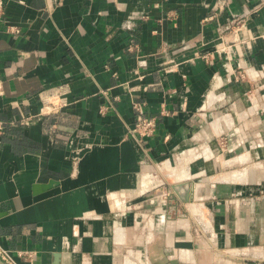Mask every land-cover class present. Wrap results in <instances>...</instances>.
Here are the masks:
<instances>
[{
    "label": "crops",
    "instance_id": "1",
    "mask_svg": "<svg viewBox=\"0 0 264 264\" xmlns=\"http://www.w3.org/2000/svg\"><path fill=\"white\" fill-rule=\"evenodd\" d=\"M263 75L264 0H6L0 249L16 264H264V115L234 93ZM64 84L68 105L44 113L41 92ZM134 100L158 122L144 145Z\"/></svg>",
    "mask_w": 264,
    "mask_h": 264
},
{
    "label": "built area",
    "instance_id": "2",
    "mask_svg": "<svg viewBox=\"0 0 264 264\" xmlns=\"http://www.w3.org/2000/svg\"><path fill=\"white\" fill-rule=\"evenodd\" d=\"M6 0H0V20L4 15ZM12 31H19L18 28H10ZM70 92L66 84L58 85L51 88L44 89L40 98L43 102V112L51 113L59 110L61 107L68 105V93ZM1 95V85H0ZM132 108L135 112V121L132 127L129 128L130 135L141 145H144L147 138L153 136L157 129V118L148 114L146 109V103L140 100H134L132 102ZM107 107H102L101 111L105 112ZM166 113V111H162ZM12 122H7L0 119V134L3 133L7 126ZM0 257L7 264H16L12 257L4 250L0 249Z\"/></svg>",
    "mask_w": 264,
    "mask_h": 264
},
{
    "label": "rangeland",
    "instance_id": "3",
    "mask_svg": "<svg viewBox=\"0 0 264 264\" xmlns=\"http://www.w3.org/2000/svg\"><path fill=\"white\" fill-rule=\"evenodd\" d=\"M262 77H263V80H262L261 84H259L258 86L254 85V83H250V87L248 89H246V90H235L234 93H236V94L238 93L239 97H241L242 99L247 101V103H246L247 106H245L244 110H248L251 112V109L255 110V109H258L260 107L261 111L259 110L260 108L258 110L261 112L262 115H264V75ZM240 78H242V80L249 79V76L247 75V71L246 72L242 71V73L240 74ZM236 97H237V95H236ZM244 110L242 112H244ZM220 146L226 147L228 145L225 142V140H223L222 143H220ZM238 156H240V155L239 154H233L232 156H230V159L231 158L234 159ZM249 163H251L252 166H254L253 161L249 162ZM249 163L246 161H242V164H243L242 167L247 166ZM262 164H263L262 169H264V161ZM247 168H242V170L240 169L238 171H241V172L244 171L245 172ZM231 170H232L231 168L229 169V171H227L226 169H221L218 172L214 173L213 179H218L219 176L225 177V176H227V173L232 172V171H236V170H232V171ZM252 170H254V169H252ZM219 180H225V179L219 178Z\"/></svg>",
    "mask_w": 264,
    "mask_h": 264
},
{
    "label": "water",
    "instance_id": "4",
    "mask_svg": "<svg viewBox=\"0 0 264 264\" xmlns=\"http://www.w3.org/2000/svg\"><path fill=\"white\" fill-rule=\"evenodd\" d=\"M183 187L184 186L182 184H179V185L175 186V189L177 191H180ZM182 197H183V200H185V201L189 200V192L187 191V188H186V193ZM0 264H7V263L0 257Z\"/></svg>",
    "mask_w": 264,
    "mask_h": 264
},
{
    "label": "bare ground",
    "instance_id": "5",
    "mask_svg": "<svg viewBox=\"0 0 264 264\" xmlns=\"http://www.w3.org/2000/svg\"><path fill=\"white\" fill-rule=\"evenodd\" d=\"M197 209V208H196ZM201 209H203V208H201ZM198 210V209H197ZM199 211V210H198ZM201 212H202V210H201ZM198 213V212H197Z\"/></svg>",
    "mask_w": 264,
    "mask_h": 264
}]
</instances>
